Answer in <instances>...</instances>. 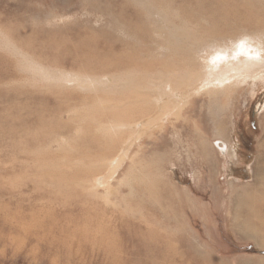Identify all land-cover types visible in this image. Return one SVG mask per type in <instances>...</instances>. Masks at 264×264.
I'll use <instances>...</instances> for the list:
<instances>
[{
  "label": "rangeland",
  "instance_id": "obj_1",
  "mask_svg": "<svg viewBox=\"0 0 264 264\" xmlns=\"http://www.w3.org/2000/svg\"><path fill=\"white\" fill-rule=\"evenodd\" d=\"M255 37L264 0H0V264H264V80L202 69Z\"/></svg>",
  "mask_w": 264,
  "mask_h": 264
},
{
  "label": "bare ground",
  "instance_id": "obj_2",
  "mask_svg": "<svg viewBox=\"0 0 264 264\" xmlns=\"http://www.w3.org/2000/svg\"><path fill=\"white\" fill-rule=\"evenodd\" d=\"M253 39L256 40L257 38L255 37ZM255 42L256 43L248 44L245 41V39L244 40L241 39L240 43L236 48L231 47L230 44L209 45L210 47H212L211 50L208 52L207 55L202 56L203 72L207 76L209 75L213 76L212 79H215L216 83L220 85H225L227 84L228 81H231V83L234 84L237 82L236 80H240L238 82H245L249 78H255L254 80L263 81L264 80V39H257ZM251 47H253L254 49H251ZM242 52L245 54L246 56L245 58L240 57L241 56L240 54ZM210 81L211 80H209L206 84H209ZM257 168L259 173L261 174L263 173L261 175V177H263L264 154L259 159V165L257 166ZM262 184L263 185L258 188L260 191L259 193H261L260 194L261 196L264 193V183Z\"/></svg>",
  "mask_w": 264,
  "mask_h": 264
}]
</instances>
